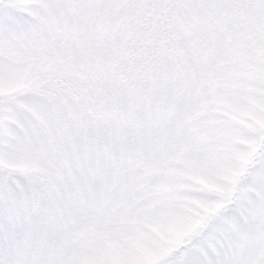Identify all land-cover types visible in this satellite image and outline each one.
I'll return each mask as SVG.
<instances>
[{"label":"snow or ice","instance_id":"6c2138e0","mask_svg":"<svg viewBox=\"0 0 264 264\" xmlns=\"http://www.w3.org/2000/svg\"><path fill=\"white\" fill-rule=\"evenodd\" d=\"M0 264H264V0H0Z\"/></svg>","mask_w":264,"mask_h":264}]
</instances>
